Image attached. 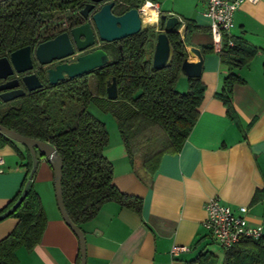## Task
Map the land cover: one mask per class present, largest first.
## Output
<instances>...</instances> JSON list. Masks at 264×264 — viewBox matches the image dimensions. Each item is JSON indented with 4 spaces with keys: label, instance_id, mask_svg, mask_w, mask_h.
Masks as SVG:
<instances>
[{
    "label": "crops",
    "instance_id": "crops-1",
    "mask_svg": "<svg viewBox=\"0 0 264 264\" xmlns=\"http://www.w3.org/2000/svg\"><path fill=\"white\" fill-rule=\"evenodd\" d=\"M140 1L146 4L143 8L151 5L157 16L178 17L182 35L187 24L195 29L185 49L188 62L202 63L204 100L181 151L165 154L153 175L144 169L141 156L129 159L121 136L112 140L109 134L104 156L114 167V185L121 193L140 198L142 207L137 213L108 203L94 220L81 226L87 264H224L225 250L204 228L205 204L210 198H218L236 211L247 207L250 225L264 227V0L242 4L234 16L235 27L226 35L229 42L243 41L256 50L253 60L235 71L244 84L233 89L234 118L216 97L228 68L221 64L218 51L203 55L200 50L213 44L210 21L204 16L207 0ZM192 49L200 51L202 60ZM183 82V92H187L188 78L181 72L176 86ZM28 153L13 140L0 142L4 160L0 212L29 179ZM38 159L32 183L47 225L34 250H17V264H78L79 240L58 209L52 168L39 154ZM17 223L15 217L0 221V242ZM173 246H185L189 251L172 257ZM205 254L212 262L200 260Z\"/></svg>",
    "mask_w": 264,
    "mask_h": 264
},
{
    "label": "trees",
    "instance_id": "trees-1",
    "mask_svg": "<svg viewBox=\"0 0 264 264\" xmlns=\"http://www.w3.org/2000/svg\"><path fill=\"white\" fill-rule=\"evenodd\" d=\"M90 2L10 0L0 4V58L28 46L34 48L69 28L83 24L80 11ZM144 4L140 0H118L114 11L122 15L131 9H140ZM181 26L168 34L173 60L166 69L153 68V41L156 34L143 30L119 43L109 44L113 61L90 73L96 80V95L90 92L86 75L67 79L55 86L44 80L43 89L7 104V108L0 104V125L56 148L63 162L64 206L71 221L80 229L83 224L94 220L105 204L116 203L139 213L142 200L121 193L114 185V167L104 156V150L109 145V133L103 122L86 112L85 108L77 116L73 127L62 130L55 127L45 108L49 107L54 92L83 107L95 102L104 113L113 117L129 159L134 161L137 156H141L144 169L153 175L165 154H178L181 151L197 124L204 100L206 88L201 77L188 78L186 93L176 89L182 64L187 58L185 44L195 31L187 24L181 36L177 33ZM223 43L218 54L221 64L228 68L229 73L221 93L216 97L223 102L228 116L234 118L233 89L235 85L244 84L235 71L248 65L255 57L256 50L243 41H233L229 45L226 35ZM200 50L203 55L215 52L213 44L202 46ZM113 78L118 88L116 101H110L107 97V82ZM159 136L160 142L150 146ZM1 140L10 139L0 133ZM28 158L29 178L33 167L30 153ZM27 181L0 215L18 202ZM7 217L17 218L18 223L13 232L0 242V264H17V250H34L41 243L47 225L41 199L33 183L23 202ZM80 260L79 256L78 264ZM200 260L210 263L213 258L205 254L200 256ZM224 264H264V238L259 241L242 240L225 251Z\"/></svg>",
    "mask_w": 264,
    "mask_h": 264
},
{
    "label": "water",
    "instance_id": "water-1",
    "mask_svg": "<svg viewBox=\"0 0 264 264\" xmlns=\"http://www.w3.org/2000/svg\"><path fill=\"white\" fill-rule=\"evenodd\" d=\"M8 1L10 0H0V4ZM117 3L118 0H91L80 11V16L84 20L83 24L56 36L52 40L42 42L34 48L28 46L0 58V82H3L0 84V104L11 103L27 94L43 89L44 84L36 72L38 69L74 57L76 51L83 53L92 49L98 42L119 43L143 31L141 9H131L122 15H115L113 11ZM159 24L160 32L156 35L152 55V66L155 70H163L171 66L173 52L168 34L174 32L182 22L176 16L168 17L161 14ZM178 30L177 33H179ZM119 48L121 49V46ZM192 51L202 60L199 50L192 49ZM110 63L111 59L108 52L97 49L90 54L78 57L75 62L59 64L55 68L48 69L46 71L47 81L51 86H55L67 79L72 80L89 75ZM201 70V62L190 63L187 58L181 67V72L187 78H199ZM107 97L110 101L118 99L115 78L107 82ZM0 133L25 146L33 160V167L21 198L10 210L0 215V220L13 213L23 202L38 168L39 154L49 162L52 168L57 206L61 216L79 240L80 264H87L84 232L71 221L64 206L62 192L63 162L56 148L49 143L22 136L2 125H0Z\"/></svg>",
    "mask_w": 264,
    "mask_h": 264
},
{
    "label": "built area",
    "instance_id": "built-area-1",
    "mask_svg": "<svg viewBox=\"0 0 264 264\" xmlns=\"http://www.w3.org/2000/svg\"><path fill=\"white\" fill-rule=\"evenodd\" d=\"M246 2L256 4L259 0H207L208 6L204 16L210 21L209 28L216 51L221 50L224 36L235 27L236 11ZM178 32L182 34L181 29ZM232 44L229 42V45ZM3 166L4 160L0 158V173L4 172ZM248 211L247 207L233 210L218 198H210L205 204L204 228L225 251L230 250L242 240L259 241L264 238V227L250 225L247 219ZM188 251V247L173 246L170 254L176 257Z\"/></svg>",
    "mask_w": 264,
    "mask_h": 264
},
{
    "label": "rangeland",
    "instance_id": "rangeland-1",
    "mask_svg": "<svg viewBox=\"0 0 264 264\" xmlns=\"http://www.w3.org/2000/svg\"><path fill=\"white\" fill-rule=\"evenodd\" d=\"M142 30H149V31L154 32L157 35L160 32L159 16H157V22L154 25L150 26V25L143 24ZM153 42H155V40ZM100 47L101 46H96L90 49V51L96 50ZM102 47L110 53V59L111 61H113L114 58L111 52V46L108 44H104V46L102 45ZM88 81H89L90 92L93 95H96L97 85H96V80L93 77V75H88ZM182 85H184V82L180 83L178 87L176 86V89L180 93H186V92H183L185 88L182 87ZM53 95L54 97L53 99H50V102L48 103L49 107H46L45 111L47 115L52 119L56 128L63 130L65 128L73 127L75 125L77 116L86 108V112L90 113L96 119L103 122L107 126L108 132L110 134V138L112 140L120 139V135L117 130L113 117L110 114L104 113L96 105L95 102H89L86 105V107H83L81 104H78L76 101L64 99L63 95L58 92H54ZM3 108H7V104H4ZM160 138L161 137L159 136L155 142L150 144V146L152 145L155 146L154 144L156 142H160L159 140Z\"/></svg>",
    "mask_w": 264,
    "mask_h": 264
},
{
    "label": "flooded vegetation",
    "instance_id": "flooded-vegetation-1",
    "mask_svg": "<svg viewBox=\"0 0 264 264\" xmlns=\"http://www.w3.org/2000/svg\"><path fill=\"white\" fill-rule=\"evenodd\" d=\"M113 13L115 14V15H118V14H116L115 13V11H113ZM82 18V17H81ZM83 23H84V20H83ZM72 28H69V29H67L65 32H69L70 30H71ZM104 44L105 43H101V42H98L97 44H96V46H101L100 48H98V49H102V50H105L103 47H102V45L104 46ZM109 45V44H108ZM95 46V47H96ZM97 50V49H96ZM93 51H95V50H93ZM93 51H90V49H88L87 51H85V52H83V53H78L77 51H76V55L74 56V57H71V58H69V59H66V60H63V61H59V62H54V63H52L51 65H49V66H47V67H43V68H40V69H38L36 72H37V74L39 75V77L41 78V80H42V82H43V84H44V86H45V81L44 80H46L47 81V74H46V71L48 70V69H50V68H55L56 66H58L59 64H63V63H72V62H75L76 60H77V58L78 57H80V56H83V55H86V54H90L91 52H93ZM106 51V50H105ZM106 52H108V51H106ZM108 54H109V56H110V53L108 52ZM90 75V74H89ZM43 77V78H42ZM48 82V81H47ZM3 82H0V84H2Z\"/></svg>",
    "mask_w": 264,
    "mask_h": 264
},
{
    "label": "bare ground",
    "instance_id": "bare-ground-1",
    "mask_svg": "<svg viewBox=\"0 0 264 264\" xmlns=\"http://www.w3.org/2000/svg\"><path fill=\"white\" fill-rule=\"evenodd\" d=\"M142 23L146 25H154L157 22V13L152 9L151 5H147L141 10Z\"/></svg>",
    "mask_w": 264,
    "mask_h": 264
}]
</instances>
